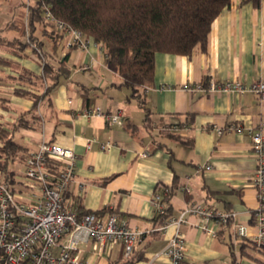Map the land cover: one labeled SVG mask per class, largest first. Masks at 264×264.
Returning <instances> with one entry per match:
<instances>
[{"label": "crops", "instance_id": "1", "mask_svg": "<svg viewBox=\"0 0 264 264\" xmlns=\"http://www.w3.org/2000/svg\"><path fill=\"white\" fill-rule=\"evenodd\" d=\"M33 4L0 0V59L8 61L0 63V123L11 130L24 116L13 135L28 154L42 142L72 148L78 157L67 204H80L84 211L101 212L104 218L117 214L121 222L142 233L133 258L126 255L123 243H108L100 252L94 240L80 245L81 258L89 264H168V258L159 254L175 227L163 228L168 219L159 220L153 204L155 194L166 188L170 216H178L189 203H202L234 211V222L246 225L254 235L257 161L250 132L264 121V100L252 92L212 94L195 86L212 78L248 84L264 80V0L259 5L232 0L213 22L206 49L198 45L191 55L157 53L153 82L141 89L146 108L130 97L131 89L122 85L121 75L93 39H88L86 49H69V35L43 25L35 34L48 57L56 62L68 56L73 71L47 95L16 81L14 76L22 69L42 72L41 58L32 47L21 51L15 43L24 38ZM85 86L91 88L90 101L83 95ZM16 88L42 95L36 108L31 98L15 94ZM88 106L120 113L123 124H111L102 115L83 116L81 111ZM172 123L183 125L166 130ZM230 125L242 126L244 132L217 133V127ZM106 142L113 145L104 150L101 144ZM205 165L212 168L205 170ZM10 170L13 190L30 198L23 171ZM4 176L0 172V178ZM234 222L212 236L198 227V217L191 216L183 227V264H264V249L239 235ZM67 243L64 236L59 245Z\"/></svg>", "mask_w": 264, "mask_h": 264}, {"label": "built area", "instance_id": "2", "mask_svg": "<svg viewBox=\"0 0 264 264\" xmlns=\"http://www.w3.org/2000/svg\"><path fill=\"white\" fill-rule=\"evenodd\" d=\"M47 17L58 30L70 36L67 48H87L88 38L82 32L55 19L50 13ZM195 89L212 94L252 92L264 100V80L248 84L240 80L212 78L207 84L196 85ZM81 114L88 118L102 115L111 124H123L120 113H106L100 107L88 106ZM165 129L176 131L181 128L174 124ZM216 130L218 134L225 130L244 132L242 126L235 125L217 127ZM250 133L257 161L253 184L258 197V206L252 217L258 231L253 235L246 225L236 224L234 221L237 214L234 211H223L202 203H189L178 216H170L163 226L175 227L174 234L159 254L168 258V264H183L186 259L183 227L189 223L191 216L198 217V227L212 236H216L222 226L234 222L239 235L250 237L253 245L264 249V121ZM90 145L91 140L89 148ZM112 145V142L102 143L101 148L106 150ZM141 155L146 156L147 152ZM77 157L72 148L55 142H42L29 153L24 162L23 174L25 187L31 192L30 198L18 194L0 178V264H89V261L81 258L79 251L80 245L89 240L99 244L100 252L108 243H123L126 255L133 253L142 233L131 229L126 222H121L117 214L104 218L92 212L79 217L76 208L67 204L66 193L76 175ZM55 162L60 165L56 172L53 171ZM211 168V165H205V170ZM169 192L166 188L155 194L153 204L156 212L162 213L167 207L165 198ZM64 236H68V243L59 245ZM58 245L60 250L56 253L54 249ZM235 264L242 263L237 261Z\"/></svg>", "mask_w": 264, "mask_h": 264}, {"label": "trees", "instance_id": "3", "mask_svg": "<svg viewBox=\"0 0 264 264\" xmlns=\"http://www.w3.org/2000/svg\"><path fill=\"white\" fill-rule=\"evenodd\" d=\"M244 1L259 5L261 0ZM231 2L232 0H37L29 6L24 38L16 39L15 43L21 51L32 47L34 53L41 58L42 72L35 74L29 69H22L14 79L22 80L37 90H44V95H47L62 77L71 75L73 69L68 65V56L64 60L60 57L53 62L35 34L38 25L54 28L56 32L64 34L48 19L47 14L50 13L55 19L99 44L109 65L121 75L122 85L131 89L130 97L139 99L145 107L141 89L153 82L156 54L163 52L191 55L198 45L206 49L213 22ZM0 63L8 61L1 58ZM15 94L31 98L35 108L42 96L21 88H16ZM83 95L85 100L90 101L91 88L85 86ZM22 119L24 116L19 119V124ZM18 123L11 130L0 123V172H3V180L9 185L15 181L9 164L18 160L25 162L29 156L26 148L14 138L13 133L17 130ZM59 166L55 162L53 171L56 172ZM165 201V210L156 213L159 220L170 217L169 196H166ZM72 207L76 208L79 217L92 213L84 211L80 204ZM93 213L103 215L97 211Z\"/></svg>", "mask_w": 264, "mask_h": 264}, {"label": "rangeland", "instance_id": "4", "mask_svg": "<svg viewBox=\"0 0 264 264\" xmlns=\"http://www.w3.org/2000/svg\"><path fill=\"white\" fill-rule=\"evenodd\" d=\"M37 0H25V2H28V3H35ZM22 165L24 166V164L22 163ZM23 166H18V162L16 161V162H13L12 164H10V169H12V170H15V169H17V170H21V171H23Z\"/></svg>", "mask_w": 264, "mask_h": 264}]
</instances>
